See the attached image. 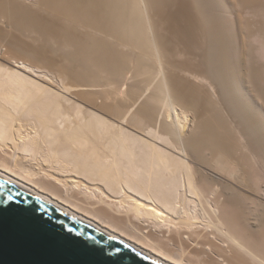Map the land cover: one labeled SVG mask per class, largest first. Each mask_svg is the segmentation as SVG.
Masks as SVG:
<instances>
[{"label":"bare ground","instance_id":"obj_1","mask_svg":"<svg viewBox=\"0 0 264 264\" xmlns=\"http://www.w3.org/2000/svg\"><path fill=\"white\" fill-rule=\"evenodd\" d=\"M0 174L166 264H264V0H0Z\"/></svg>","mask_w":264,"mask_h":264},{"label":"water","instance_id":"obj_2","mask_svg":"<svg viewBox=\"0 0 264 264\" xmlns=\"http://www.w3.org/2000/svg\"><path fill=\"white\" fill-rule=\"evenodd\" d=\"M0 264H166L0 174Z\"/></svg>","mask_w":264,"mask_h":264},{"label":"rangeland","instance_id":"obj_3","mask_svg":"<svg viewBox=\"0 0 264 264\" xmlns=\"http://www.w3.org/2000/svg\"><path fill=\"white\" fill-rule=\"evenodd\" d=\"M262 190H263V192H264V187H263V189H262ZM263 192H262V193H263ZM263 195H264V193H263Z\"/></svg>","mask_w":264,"mask_h":264}]
</instances>
